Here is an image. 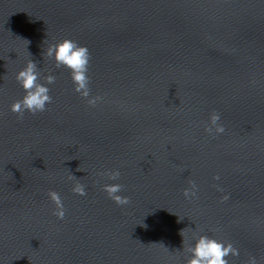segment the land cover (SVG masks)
I'll return each mask as SVG.
<instances>
[{"label": "water", "instance_id": "1", "mask_svg": "<svg viewBox=\"0 0 264 264\" xmlns=\"http://www.w3.org/2000/svg\"><path fill=\"white\" fill-rule=\"evenodd\" d=\"M65 37L91 53L94 107L43 56ZM30 58L57 79L19 117ZM115 168L124 207L101 189ZM201 233L264 264V0H0V264H183Z\"/></svg>", "mask_w": 264, "mask_h": 264}, {"label": "clouds", "instance_id": "2", "mask_svg": "<svg viewBox=\"0 0 264 264\" xmlns=\"http://www.w3.org/2000/svg\"><path fill=\"white\" fill-rule=\"evenodd\" d=\"M43 56L53 61L55 68H63L68 71L73 90L88 105L94 107L98 102L102 101L103 97L100 95L93 96L91 94V76L89 75L91 53L86 45L65 37L50 43L43 52ZM14 78L22 90V95L11 103L10 111L16 113L19 117H22L26 112L34 115L46 111L47 106L52 102L50 85L56 82V75L51 72L44 75L37 62L30 58L16 72ZM208 119L209 123L205 128L206 132L209 134L224 133L225 128L220 123L221 116L219 112L213 110ZM98 175L111 181V183H103L101 185L102 191L110 200L120 207L130 204L131 198L124 194V186L118 182L121 176L118 168L104 170ZM73 177L76 176L71 174L67 179L72 180ZM76 179L79 181V178L76 177ZM190 183L192 187L184 189L185 198L196 195L195 184L194 182ZM71 191L80 196L87 194L86 185L80 182L74 183ZM47 195L55 205L53 215L58 219H63L65 207L60 193L55 190H49ZM224 199H227V196ZM184 250L186 256L183 264H230L229 257H235L240 254L239 249L231 241L218 239L207 233L193 235L192 242ZM247 264H258L257 258L249 256Z\"/></svg>", "mask_w": 264, "mask_h": 264}]
</instances>
